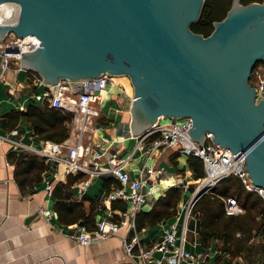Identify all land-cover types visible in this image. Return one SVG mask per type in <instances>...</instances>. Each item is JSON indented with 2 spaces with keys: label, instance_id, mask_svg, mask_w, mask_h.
<instances>
[{
  "label": "water",
  "instance_id": "1",
  "mask_svg": "<svg viewBox=\"0 0 264 264\" xmlns=\"http://www.w3.org/2000/svg\"><path fill=\"white\" fill-rule=\"evenodd\" d=\"M205 1L0 0L20 6L16 24L0 25V41L10 32L36 36L40 46L14 62L49 86L129 77L134 135L161 118L190 117L194 141L211 133L221 148L246 154L248 176L264 190V98L256 101L251 84L264 62V1L234 0L204 36L191 26Z\"/></svg>",
  "mask_w": 264,
  "mask_h": 264
},
{
  "label": "crops",
  "instance_id": "2",
  "mask_svg": "<svg viewBox=\"0 0 264 264\" xmlns=\"http://www.w3.org/2000/svg\"><path fill=\"white\" fill-rule=\"evenodd\" d=\"M123 77H115V84H111L107 89L101 91L102 96L99 98L102 108V116L99 120L109 121L104 125L103 132L110 139L115 140L114 147L110 151L111 153L122 152L120 155L122 159L129 156L136 145L134 140L120 143L131 132L130 109L134 98L132 84L129 79H125L126 76ZM30 82V74L25 69H21L13 60L11 69L6 74V83L0 85V136L11 138L20 144L18 148L20 152L17 153L13 150V142L0 141V264H31L38 261H42L44 264H132L123 246V239L129 232L130 221L132 218L135 221L138 212L151 210L157 199L165 195L169 188L177 187L186 195L188 190L192 191L191 183L188 181L194 179L195 173L189 167V157L174 151H167L158 158L149 161L155 162L157 166L163 168L164 174L157 186L158 190H155L154 197H151L147 205L137 211L134 216H130L127 203L121 199L118 201L127 206V212L111 208V203L117 200H109L107 195L113 189L121 186L117 187L112 184L110 191L104 188L103 179H114L111 176L90 178L88 187L86 190H82L80 184L89 179V175L80 172L82 176L69 190L63 192L64 195L70 194L68 199L54 196V190L58 183H66L68 177L79 176L78 174L66 175V165L60 160H46L50 168L43 174V180L22 189L15 178V165L9 160L8 155L11 152L19 156L30 153L37 154L35 150L43 149L46 145L48 149V145L51 144V142H40L34 136L33 129L24 123H19L15 127L7 126L10 113L25 110L30 105L32 90L30 84L25 85ZM11 87L17 88L15 94L11 92ZM45 89L44 86L34 87L33 92L37 93ZM120 122L124 124L122 131H126L125 134L117 132ZM100 136V133H97L94 137L95 141H98ZM67 140L73 143L74 137L70 134ZM121 146L125 148L124 153ZM173 154L178 155H176V161L171 159ZM82 161L86 164L89 163V156L83 157ZM147 162L148 157L137 151L132 155L131 161L126 164V169L132 178H136L139 177ZM114 181L117 180L114 179ZM48 183L53 185L51 195L46 189ZM117 183L119 182L117 181ZM188 201L189 199L185 200L182 197L178 206V214L175 217L157 225L145 227L141 231H138L136 227V232L142 243L145 246H150L162 237L170 224H177L178 234H185V249L190 253L202 255L198 264H216L220 252L215 250V244H212L210 248H204L201 245L199 218L195 216L187 222L185 220L182 208ZM56 203L63 205L83 203L87 213L90 212L92 204H96L98 206V214L95 218L96 226L102 218L109 219L119 225L124 224L110 238L83 246L76 240V234L82 227L87 231H92L96 226L93 229H88L82 221L70 222V224L60 221L55 209ZM118 214L120 218L115 220ZM133 233L134 231L131 234ZM154 256L160 257V254ZM183 264L188 263L184 262ZM233 264H243V261L238 258Z\"/></svg>",
  "mask_w": 264,
  "mask_h": 264
},
{
  "label": "built area",
  "instance_id": "3",
  "mask_svg": "<svg viewBox=\"0 0 264 264\" xmlns=\"http://www.w3.org/2000/svg\"><path fill=\"white\" fill-rule=\"evenodd\" d=\"M9 11L10 15L8 16ZM19 15L20 6L18 4L12 2L0 4V25L16 24ZM40 44L41 41L34 35L20 38L13 32L8 33L0 41V85L6 83V74L11 69V62L19 60L23 52L36 50ZM26 71L31 77V82L25 84H30L32 90L30 104L40 108L47 104L49 107L73 113L70 134L74 137V142L66 140L61 144L51 143L48 145V149L46 145L43 149L35 150V152L45 157L47 161L55 159L65 163L66 175L87 173L89 179L80 184L82 190H86L90 178L111 176L121 186L113 189L107 198L125 201L130 210V216H134L137 211L147 205L151 197H154L155 189L164 174L163 168L157 166L155 162L149 161L158 158L167 151H174L182 156L198 157L203 161L204 166V178L194 180L200 184L199 189L182 208L186 222L194 217L193 209L199 197L203 193H211L222 180L230 176L240 178L246 189L257 192L264 200V190L252 184L245 169L246 154H233L228 148H221L213 142L211 133L205 134V144L194 141L187 132L193 127V120L190 117L170 120L161 118L151 129L142 134L134 135L130 132V135L126 139L122 138L123 141L120 143L134 140L136 145L130 155L122 159L120 156L122 152L111 153L110 150L114 147L115 140L104 134V125L99 122L102 108L98 93L107 89L110 84H115V77L104 74L93 81H62L55 86H49L44 83L39 73ZM251 84L256 89V101L263 99L264 62L254 68ZM39 86H44L46 89L37 93L33 92V88ZM11 92L15 94L17 88L11 87ZM97 133H100L101 136L98 141H95L94 137ZM2 140L13 142V150L17 153L20 152L18 151L20 145L18 142L0 136V141ZM86 142L88 144H85ZM121 149L124 153L125 148L121 146ZM137 151L147 156L148 162L139 177L132 178L126 169V164L131 161L132 155ZM86 156H89L90 159L87 164L82 161ZM46 189L51 195L53 185L48 183ZM200 191L202 193L196 197ZM220 199L224 203L226 215L236 216L245 212V208L236 197H220ZM123 224L119 225L109 219L102 218L94 230L87 231L82 227L75 238L80 245L88 246L110 238L119 231ZM133 231L134 233L131 234ZM185 241V234L179 235L177 224L172 223L158 241L150 246H145L136 232L135 221L132 218L129 223V232L123 239V246L132 264H183L184 262L198 264L202 255L187 251L184 247ZM158 253L160 257H155L154 255ZM31 264H44V262L38 261Z\"/></svg>",
  "mask_w": 264,
  "mask_h": 264
},
{
  "label": "trees",
  "instance_id": "4",
  "mask_svg": "<svg viewBox=\"0 0 264 264\" xmlns=\"http://www.w3.org/2000/svg\"><path fill=\"white\" fill-rule=\"evenodd\" d=\"M234 0H206L201 19L192 24L194 32L209 36L214 30V23L223 20L231 9ZM264 0H240L241 4L248 5ZM73 113L49 107L42 108L30 104L25 110L10 113L8 115V127H15L24 123L33 129L34 136L42 142L61 144L70 137V124ZM99 122L103 125L108 120ZM177 154L171 159L176 161ZM9 160L15 165V178L22 189L43 180V174L49 170L46 158L35 153L19 156L14 152L8 155ZM190 169L195 173L194 179L204 178L203 161L195 156L188 158ZM73 175V174H71ZM77 175V174H76ZM77 177H68L66 183H58L54 190V196L68 199L70 194L64 195L82 174ZM104 188L111 190L112 184L119 187L120 184L112 178H104ZM236 197L245 212L240 215H226L224 203L220 197ZM183 193L177 187L169 188L165 195L160 196L153 208L149 211H140L136 215L135 223L138 231L161 223L164 220L175 217L178 214V206ZM97 205L91 206L86 212L83 203L63 205L56 203L55 209L59 220L70 224L82 221L88 229L96 226ZM104 208V207H102ZM113 210L127 212V206L121 201L111 203ZM194 217L199 214L201 223L200 241L204 248H210L215 244V250L220 252L216 264H233L236 259H242L243 264H264V200L254 191L246 189L242 180L230 176L222 180L211 193H203L197 200L194 209ZM120 215H116L118 220Z\"/></svg>",
  "mask_w": 264,
  "mask_h": 264
},
{
  "label": "rangeland",
  "instance_id": "5",
  "mask_svg": "<svg viewBox=\"0 0 264 264\" xmlns=\"http://www.w3.org/2000/svg\"><path fill=\"white\" fill-rule=\"evenodd\" d=\"M124 78V77H123ZM125 79H129V77H125ZM129 82H130V79H129ZM131 83V82H130ZM111 85V84H110ZM104 91V90H103ZM100 96H102L101 95V93H98ZM167 120H170V119H167ZM119 124V123H118ZM124 124L122 123V122H120V124H119V127H118V131L117 132H119V133H126V131H122L123 129H124ZM116 134H118V133H116ZM128 135V134H127ZM125 136V135H124ZM188 182H190L191 183V187H190V189L192 188V191L190 192L189 190H188V196L186 195V193H183V198H185V200L187 199H191V197H193L194 196V194L197 192V190L199 189V187H200V184L199 183H197V182H195L194 181V179H190ZM188 189V188H187Z\"/></svg>",
  "mask_w": 264,
  "mask_h": 264
},
{
  "label": "bare ground",
  "instance_id": "6",
  "mask_svg": "<svg viewBox=\"0 0 264 264\" xmlns=\"http://www.w3.org/2000/svg\"><path fill=\"white\" fill-rule=\"evenodd\" d=\"M9 15H10V11H9V13H8V16H9ZM29 37H30V36H29ZM31 37H32V36H31ZM124 77H125V76H124ZM126 78H127V77H126ZM155 190L157 191V190H158V188H156Z\"/></svg>",
  "mask_w": 264,
  "mask_h": 264
}]
</instances>
